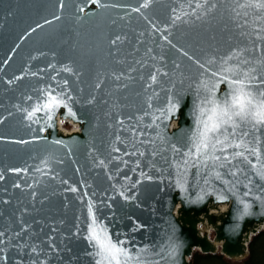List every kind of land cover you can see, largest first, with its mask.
I'll list each match as a JSON object with an SVG mask.
<instances>
[{"label": "water", "instance_id": "obj_1", "mask_svg": "<svg viewBox=\"0 0 264 264\" xmlns=\"http://www.w3.org/2000/svg\"><path fill=\"white\" fill-rule=\"evenodd\" d=\"M241 90L244 116L205 137ZM262 101L264 0H0V264L246 258Z\"/></svg>", "mask_w": 264, "mask_h": 264}, {"label": "snow or ice", "instance_id": "obj_2", "mask_svg": "<svg viewBox=\"0 0 264 264\" xmlns=\"http://www.w3.org/2000/svg\"><path fill=\"white\" fill-rule=\"evenodd\" d=\"M251 104H252V98H250L248 94L243 93L242 90H241V94L232 96L230 101L225 100L223 107L217 104L211 110L212 115L209 116L208 118L209 121H213V123H211V125L209 126V124L205 122L204 136L207 137V133L209 132L218 131L222 123H227V121L224 120V117H228V119H231L230 113L235 116L243 117L248 105ZM261 109L262 111L257 113V115L260 117L261 121H264V101L261 102ZM217 113H219V116H217ZM207 146L208 145L206 142H202L200 145L197 146V151H199L200 147L207 148ZM92 239L97 241V243L100 245L101 248H109L110 246V250H113L115 253H120L122 251L121 249L116 248L115 245H112L110 243V239L107 238L106 235L102 238L100 235H98L95 232V230H93ZM112 258L116 261V264H120V261L117 258V256L114 255Z\"/></svg>", "mask_w": 264, "mask_h": 264}, {"label": "trees", "instance_id": "obj_3", "mask_svg": "<svg viewBox=\"0 0 264 264\" xmlns=\"http://www.w3.org/2000/svg\"><path fill=\"white\" fill-rule=\"evenodd\" d=\"M190 264H264V230L254 235L249 243V254L241 260H233L216 254L195 252L190 258Z\"/></svg>", "mask_w": 264, "mask_h": 264}, {"label": "rangeland", "instance_id": "obj_4", "mask_svg": "<svg viewBox=\"0 0 264 264\" xmlns=\"http://www.w3.org/2000/svg\"><path fill=\"white\" fill-rule=\"evenodd\" d=\"M62 125H63V128H65V129H70V128H72L71 125H69V124H65L64 122L62 123Z\"/></svg>", "mask_w": 264, "mask_h": 264}, {"label": "bare ground", "instance_id": "obj_5", "mask_svg": "<svg viewBox=\"0 0 264 264\" xmlns=\"http://www.w3.org/2000/svg\"><path fill=\"white\" fill-rule=\"evenodd\" d=\"M173 124H174V126H175V125L177 124V121H175ZM59 130H60V129H59ZM222 211H224V208L222 209Z\"/></svg>", "mask_w": 264, "mask_h": 264}]
</instances>
